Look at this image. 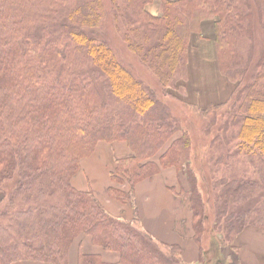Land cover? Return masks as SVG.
Wrapping results in <instances>:
<instances>
[{
  "label": "trees",
  "instance_id": "trees-1",
  "mask_svg": "<svg viewBox=\"0 0 264 264\" xmlns=\"http://www.w3.org/2000/svg\"><path fill=\"white\" fill-rule=\"evenodd\" d=\"M246 2L160 0V15L152 16L146 6L153 0H125L123 10L114 3L120 13L114 19L125 21L122 37L128 50L175 99L169 90L186 74L190 36L200 33L203 21L215 19L218 69L231 78L238 57L236 37L247 19L239 6ZM252 2L262 20L264 0ZM105 14L103 0H0V191L15 180L7 208L0 212V264H67L69 247L80 235L117 253L116 264L180 262L177 247L161 246L136 227V221L113 218L92 193L71 185L80 161L99 142H123L132 153L115 161L113 176L120 177L129 192L108 190L120 203L133 205L134 187L160 168L181 171L188 164L190 142L179 118L117 61L107 44L87 33L100 27ZM55 17L66 20L56 31L47 25ZM38 25L45 26L41 34H31ZM262 30L264 36V26ZM89 65L97 73H90ZM257 67L255 81L237 98L234 91L224 104L207 110L190 107L206 123L212 116L203 131L209 135L215 113L231 102L211 141L209 157L212 230L229 245L248 225L264 228V194L255 196L264 192V50ZM176 134L180 136L158 164L152 162ZM230 161L236 165L230 166ZM197 195L191 191L186 196L198 243L207 226V204ZM230 203L241 209L228 213ZM78 264L104 263L97 256L80 254Z\"/></svg>",
  "mask_w": 264,
  "mask_h": 264
},
{
  "label": "crops",
  "instance_id": "crops-1",
  "mask_svg": "<svg viewBox=\"0 0 264 264\" xmlns=\"http://www.w3.org/2000/svg\"><path fill=\"white\" fill-rule=\"evenodd\" d=\"M176 1V0H170ZM152 16L160 15V0L146 6ZM215 19L203 21L199 34L190 36L186 75L178 83V96L174 101L188 108L207 110L212 105L226 103L235 86L222 76L218 69L214 43ZM184 103V104H183ZM168 106L171 105L168 103ZM176 134L159 152L152 162L158 164L159 157L169 144L178 138ZM132 153L123 142H99L94 152L80 162V169L71 185L80 192H90L113 218L134 223L163 247H177L179 264H206L209 251V231L195 241L192 227V212L187 189L180 171L173 167L160 168L158 174L139 182L134 187V203H120L108 195V190L129 192V186L120 177L114 180L115 161L131 157ZM97 256L104 264H116L119 255L106 252L92 244L90 237L80 235L70 245L67 264H78L79 255ZM205 255V256H204ZM204 256V258H203ZM228 264H264V228L248 225L229 247ZM12 264H49L35 261H18Z\"/></svg>",
  "mask_w": 264,
  "mask_h": 264
},
{
  "label": "rangeland",
  "instance_id": "rangeland-1",
  "mask_svg": "<svg viewBox=\"0 0 264 264\" xmlns=\"http://www.w3.org/2000/svg\"><path fill=\"white\" fill-rule=\"evenodd\" d=\"M114 3H116V6L118 4V8L123 10L125 0H115ZM114 3L113 0H103V5L106 10L105 17L102 19V23L98 29L94 31H88L87 33L97 41L107 44L117 61L125 69H127L135 79L141 81L145 86L151 89L161 102H165L166 104L169 103L171 105L170 108L172 113L174 116L179 118V123L181 124L182 130L187 133V137L190 142L188 151L189 153L187 156L188 164L180 171L187 189L185 194L189 196V192L191 191L195 195L199 193L207 204L206 218L208 231L210 233L208 246L209 251L206 253L208 257L206 259V264H228L230 261H227L226 255L231 245L225 242L222 243L220 239L221 236L213 234L212 230L214 224V205L210 179V168L212 167V162L210 163L209 157L211 154L210 151H212L211 141L219 134V128L222 124V119L227 114V111L231 108V102L228 106L226 105L224 108L217 110L215 113L217 119L215 125L211 126V128L209 127V135H204L203 131L208 128V125H211L210 122L213 119L212 116L207 118L211 119V121L206 123V119H203L200 116L198 110L188 108L181 103L174 101L178 96V83L180 80H183L185 76L178 78L175 86L169 90V93L175 97V99L167 96L147 67L140 63L139 57L128 50L127 44L123 41L122 37V35H124V33L127 31L124 27L125 21L116 23L114 15H116L115 13L119 12L115 11L116 6H114ZM246 3L247 4L244 3L239 6L241 10L240 12H242L244 15H247V19L245 20V24L243 26L244 31L236 37L238 57L235 59V68L230 72L231 78L228 79V81L233 83L235 86V98L238 97L237 94L243 87L248 86L255 81V76H257L258 70L260 69L257 67V62L259 61L261 53L264 50V36L262 30L264 26V16L261 20V14L252 0H248ZM119 14L118 17L121 16ZM65 22L66 20L64 18L60 19L55 17L52 18V20L47 25L51 29L55 30L60 24ZM117 24L119 30L117 28ZM44 27V25H38L30 30V32L31 34H41V29ZM86 69L90 73H97V68L93 67L92 65H89L86 67ZM102 82H104L103 79ZM258 89L259 84L257 90ZM233 101H235V99ZM117 107H121V105L118 104ZM234 161L228 162L229 165H236ZM224 167L226 170L227 164H225L223 168ZM14 188L15 180H11L5 183L3 191H0V212H3L7 208V199ZM256 193V197L264 194L263 191ZM45 202L50 204V202H53V199H46ZM240 209V206L234 207V205L230 203L228 213L231 211L236 212ZM246 223L251 224L252 221L247 220Z\"/></svg>",
  "mask_w": 264,
  "mask_h": 264
}]
</instances>
